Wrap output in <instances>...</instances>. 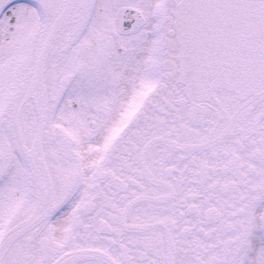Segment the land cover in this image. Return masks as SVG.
I'll return each mask as SVG.
<instances>
[{
    "label": "snow or ice",
    "instance_id": "snow-or-ice-1",
    "mask_svg": "<svg viewBox=\"0 0 264 264\" xmlns=\"http://www.w3.org/2000/svg\"><path fill=\"white\" fill-rule=\"evenodd\" d=\"M0 264H264V0H0Z\"/></svg>",
    "mask_w": 264,
    "mask_h": 264
}]
</instances>
